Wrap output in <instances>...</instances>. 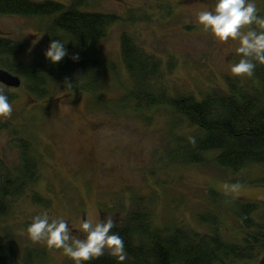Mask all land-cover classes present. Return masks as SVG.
Listing matches in <instances>:
<instances>
[{"label": "rangeland", "instance_id": "374dc122", "mask_svg": "<svg viewBox=\"0 0 264 264\" xmlns=\"http://www.w3.org/2000/svg\"><path fill=\"white\" fill-rule=\"evenodd\" d=\"M30 1L74 6L82 13L111 15L118 21L104 39L90 46L105 60L96 91L79 85L88 82L83 73L80 79L70 78L77 89L47 78L43 98L29 93L22 79L19 89L6 88L14 111L0 119V162L17 169L22 141L37 165L36 183L12 202L0 223V235L19 264H25L30 251V264H73L61 250L30 239L28 224L42 211L65 215L72 222L89 214L112 218L117 227L132 213H147L154 227H183L200 234L210 232L201 216L213 212L223 222L220 234L225 241L240 238L234 217L228 215L233 208L229 201L264 202V186L252 183L261 178V169L233 174L213 164H178L172 155L178 150L176 143L194 129L179 124L168 107L149 108L137 94L130 97L134 82L121 57V37L127 35L137 49L159 62V77L150 87L157 96L193 95L199 101L208 94L227 95L233 84L251 92L260 89L255 75L230 74V64L239 60L236 45L218 43L196 23V13L214 0ZM257 6L264 15V0H257ZM53 19L0 15V37L25 47L15 63L44 57ZM238 179L248 183H235ZM212 191L229 201L214 205Z\"/></svg>", "mask_w": 264, "mask_h": 264}, {"label": "trees", "instance_id": "16d2710c", "mask_svg": "<svg viewBox=\"0 0 264 264\" xmlns=\"http://www.w3.org/2000/svg\"><path fill=\"white\" fill-rule=\"evenodd\" d=\"M0 15L54 18L50 39L68 42V56L56 65L45 57L30 63H15L13 60L24 54V45L0 37V69L22 79L29 93L43 98L48 93L47 78L64 86L65 80L70 82L73 76L80 79L82 73L88 82L79 85L97 90L105 60L93 54L90 46L104 39L118 18L82 13L78 7L66 9L50 1L35 3L30 0H0ZM90 51L93 56L87 57ZM76 54L79 59L74 61L72 56ZM121 57L134 82L135 93L130 97L137 94L139 102L148 104L149 108L168 107L179 124L185 122L194 129L176 143L178 150L172 155L178 164H213L233 174L260 168L261 178L252 183L264 186V65H258L254 73L260 79V89L251 92L233 84L227 95L208 94L198 101L193 95L175 98L165 92L155 95L150 87L159 77L160 64L137 49L127 35L121 37ZM73 88L78 87L73 85ZM20 143L17 169L0 162V223L6 219L12 202L21 198L37 181V165L31 158L30 148L27 143ZM234 182L248 183L246 179ZM210 196L214 205L229 201L213 191ZM229 202L233 208L228 215L234 217L240 236L230 242L221 237L223 222L213 212L201 216V222L210 226L206 234L183 227L157 228L150 214L132 213L125 224L113 229L124 238L128 253L125 264H256L264 256V202ZM31 255L32 251L26 254L25 264L31 263ZM0 264H19L15 251L1 235ZM92 264H116V261L106 254Z\"/></svg>", "mask_w": 264, "mask_h": 264}, {"label": "clouds", "instance_id": "9594fccd", "mask_svg": "<svg viewBox=\"0 0 264 264\" xmlns=\"http://www.w3.org/2000/svg\"><path fill=\"white\" fill-rule=\"evenodd\" d=\"M196 23L218 43L236 45L234 51L239 60L229 66L232 76L251 77L258 65H264V15L260 14L257 0H214L212 6L196 13ZM67 43L50 39L45 59L53 65L61 62L68 56ZM72 59L78 60L79 55H73ZM65 87L72 89L73 84L65 80ZM13 111L6 88L0 84V119L9 118ZM115 227L112 218L101 220L89 214L72 222L65 215L42 211L31 217L27 233L33 242H44L61 250L73 264H92L106 254L116 264H125L128 259L125 241L119 232L113 231Z\"/></svg>", "mask_w": 264, "mask_h": 264}, {"label": "water", "instance_id": "95a60500", "mask_svg": "<svg viewBox=\"0 0 264 264\" xmlns=\"http://www.w3.org/2000/svg\"><path fill=\"white\" fill-rule=\"evenodd\" d=\"M0 84H3L7 89H19L22 85V81L19 77L0 69ZM258 261L259 264H264V256Z\"/></svg>", "mask_w": 264, "mask_h": 264}, {"label": "flooded vegetation", "instance_id": "af4514ba", "mask_svg": "<svg viewBox=\"0 0 264 264\" xmlns=\"http://www.w3.org/2000/svg\"><path fill=\"white\" fill-rule=\"evenodd\" d=\"M191 1H195V0H187V2H191Z\"/></svg>", "mask_w": 264, "mask_h": 264}]
</instances>
